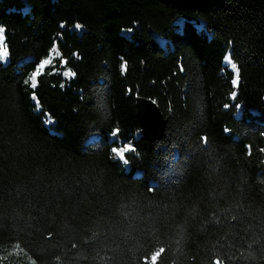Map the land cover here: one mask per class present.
Here are the masks:
<instances>
[{"label": "trees", "instance_id": "1", "mask_svg": "<svg viewBox=\"0 0 264 264\" xmlns=\"http://www.w3.org/2000/svg\"><path fill=\"white\" fill-rule=\"evenodd\" d=\"M0 28V264H264V0H0Z\"/></svg>", "mask_w": 264, "mask_h": 264}, {"label": "water", "instance_id": "2", "mask_svg": "<svg viewBox=\"0 0 264 264\" xmlns=\"http://www.w3.org/2000/svg\"><path fill=\"white\" fill-rule=\"evenodd\" d=\"M136 115L140 124V134L149 141H155L162 138L166 118L156 101L150 97L135 96Z\"/></svg>", "mask_w": 264, "mask_h": 264}, {"label": "snow or ice", "instance_id": "3", "mask_svg": "<svg viewBox=\"0 0 264 264\" xmlns=\"http://www.w3.org/2000/svg\"><path fill=\"white\" fill-rule=\"evenodd\" d=\"M76 27L79 28L80 25L77 24ZM2 33H3V29L0 28V34H2ZM7 55H8V50H7V48H6V47H0V61H2ZM225 60L228 62V64L230 65L231 69L234 70V72H235V74H236V75H235V79L233 80V84L236 85V84H238V82H239V69H238V66H237L236 63L232 62L231 57L228 56V55L225 56ZM50 63H51V60H50V59H46V60L42 61V62L40 63L39 69H38L35 73L32 74V76H31V86H32L33 88H35V86H36V80H37V77H38L39 74H40V70H42L46 65H49ZM65 75H74V74L68 72V73H65ZM26 83H27V81H26ZM233 97H235V93H233ZM130 147H131V146H129V148L125 149L124 151H119V150H117V151L115 152V155H116L118 158L123 159V157H124V152L130 150Z\"/></svg>", "mask_w": 264, "mask_h": 264}, {"label": "rangeland", "instance_id": "4", "mask_svg": "<svg viewBox=\"0 0 264 264\" xmlns=\"http://www.w3.org/2000/svg\"><path fill=\"white\" fill-rule=\"evenodd\" d=\"M198 27L199 28H201V25H198ZM0 47H5V43H4V37H3V33L2 34H0ZM229 56V55H228ZM55 57H57V53H56V51H55V49L52 51V53L50 54V56H49V58H47V59H50L51 60V63L49 64V65H54L55 64V62H54V58ZM3 62H7L8 61V57L6 56L3 60H2ZM233 62V61H232ZM49 65H46L42 70H40V73L47 67V66H49ZM224 65L227 67V68H229L230 70H232L231 69V67H230V65L228 64V62L224 59ZM39 66H40V63L38 64V66H37V69H36V71L39 69ZM233 72H234V70H232ZM65 73H68V71H66ZM235 72H234V79H235ZM67 77H69V76H71V75H66ZM233 79V80H234ZM238 84H236V85H234V86H237ZM46 123H47V125L49 126V127H52L53 126V124H54V121L52 120V119H50L49 117H47L46 118ZM112 138H116L114 135H112ZM129 146H131L130 147V150H132L133 149V147H132V145H131V143L128 141V140H121V141H119L118 142V144L116 145V146H114L113 147V154L115 155V152L117 151V150H119V151H124L125 149H127V148H129ZM130 150H128V151H130ZM128 151H126V152H128ZM126 152H124V157H123V159H121V158H118L116 155V157L118 158V159H120L123 163H125V165L127 166V163H126V160H125V153Z\"/></svg>", "mask_w": 264, "mask_h": 264}]
</instances>
